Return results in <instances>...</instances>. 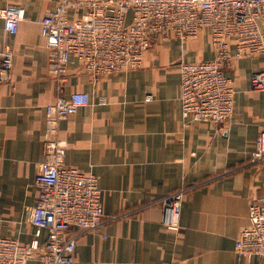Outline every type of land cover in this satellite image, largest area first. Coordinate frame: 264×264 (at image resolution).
<instances>
[{
  "label": "crops",
  "instance_id": "1",
  "mask_svg": "<svg viewBox=\"0 0 264 264\" xmlns=\"http://www.w3.org/2000/svg\"><path fill=\"white\" fill-rule=\"evenodd\" d=\"M59 1L0 0V7L25 9L15 34L0 18V51L10 48L14 57L9 79L0 83V236L34 238L30 216L45 159L46 106L58 95L85 91L90 104L63 119L59 135L66 165L97 175L107 222L77 238L76 264H264V256L235 254L250 200L264 195V161H251L264 129V92L252 90L251 76L264 69V56L242 58L228 70L236 88L230 121L185 123L180 63L213 58L208 32L155 43L141 68L98 78L71 57L63 83L50 70L41 34L42 17ZM77 14L68 11L69 18ZM182 188L174 231L162 222L160 201Z\"/></svg>",
  "mask_w": 264,
  "mask_h": 264
},
{
  "label": "built area",
  "instance_id": "2",
  "mask_svg": "<svg viewBox=\"0 0 264 264\" xmlns=\"http://www.w3.org/2000/svg\"><path fill=\"white\" fill-rule=\"evenodd\" d=\"M72 8L78 14L69 18ZM24 17L19 5L0 7L10 34L17 33ZM203 32L210 36L214 56L180 63L181 117L185 123L221 124L230 121L235 110V81L228 70L242 58L264 56V0H60L41 19L50 70L63 83L71 57L98 78L141 68L155 43L191 41ZM13 61L10 48L0 51V83L9 79ZM251 88L264 92V69L252 74ZM152 99L147 95L145 101ZM89 104L87 92L74 91L46 106L45 159L38 167L39 194L30 216L34 238L25 243L0 236V264H76L77 238L107 222L97 175L66 165V143L59 135L61 121ZM251 161H264V129ZM185 191L179 189L160 201L168 229L180 227ZM248 220L236 239L239 259L264 256V195L250 200ZM43 230L48 234L41 242Z\"/></svg>",
  "mask_w": 264,
  "mask_h": 264
}]
</instances>
